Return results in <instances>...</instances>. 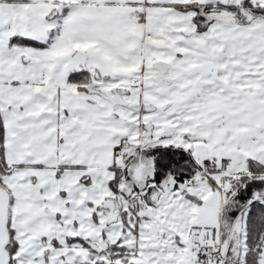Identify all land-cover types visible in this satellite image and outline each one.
Wrapping results in <instances>:
<instances>
[{"label":"snow or ice","instance_id":"obj_1","mask_svg":"<svg viewBox=\"0 0 264 264\" xmlns=\"http://www.w3.org/2000/svg\"><path fill=\"white\" fill-rule=\"evenodd\" d=\"M0 264H264V0H0Z\"/></svg>","mask_w":264,"mask_h":264}]
</instances>
